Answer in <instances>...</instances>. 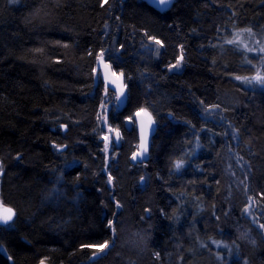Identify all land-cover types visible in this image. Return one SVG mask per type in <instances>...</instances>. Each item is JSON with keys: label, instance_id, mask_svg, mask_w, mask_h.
<instances>
[{"label": "trees", "instance_id": "16d2710c", "mask_svg": "<svg viewBox=\"0 0 264 264\" xmlns=\"http://www.w3.org/2000/svg\"><path fill=\"white\" fill-rule=\"evenodd\" d=\"M263 25L264 0H0V264H264V88L232 80L258 58L218 41ZM105 51L126 89L108 167Z\"/></svg>", "mask_w": 264, "mask_h": 264}, {"label": "rangeland", "instance_id": "374dc122", "mask_svg": "<svg viewBox=\"0 0 264 264\" xmlns=\"http://www.w3.org/2000/svg\"><path fill=\"white\" fill-rule=\"evenodd\" d=\"M246 30L247 29H241V30L228 32L223 37H220L218 41L219 44L221 45H226L237 51H242L247 54H252L254 56H257L258 58L257 68L253 75L241 77L242 79H236V77H234L232 79L233 82L241 83L247 86L255 85L257 87L264 88V83H261L255 79V77H257L258 75L260 77H264V52L259 51L261 47H264V25L261 28L251 30V34H249ZM233 40L235 41V43H228V41H233ZM248 49H252V51H249ZM108 55L109 54L106 53V51L103 52V63L100 62V54L97 56L95 78L101 81L104 92L103 101H102L103 104L100 106V110H99L101 123L103 128L105 129L104 136L101 138L103 142L102 152L105 155V157H111L112 160H114L116 158V154H113V150L116 146H118L121 143V141L119 137H117L116 140H113L114 130L112 132L108 130L106 126V115L110 110V105L111 108H113V110H116L124 104L126 100V89L123 83L122 75L115 73L111 68L106 69L104 67V64H108V62L106 61ZM112 73H115V75H112ZM105 77H107V79H105ZM243 78H247V79H243ZM109 96L111 98L108 99ZM108 101H110L109 103L111 102L113 103L109 104ZM141 114L145 116L147 122L149 123V115H145L144 113ZM149 124L153 128L155 127L152 117H151V123ZM105 136H109L110 138L108 142L109 146L107 152L105 151V140H104ZM1 174H2V170L0 169V176ZM254 207H255L254 202H251V200H249V204L245 209V215L246 216L250 215L249 213L253 211ZM105 249L106 248L101 249L100 246L96 247V250L99 251V254L103 253Z\"/></svg>", "mask_w": 264, "mask_h": 264}, {"label": "snow or ice", "instance_id": "6c2138e0", "mask_svg": "<svg viewBox=\"0 0 264 264\" xmlns=\"http://www.w3.org/2000/svg\"><path fill=\"white\" fill-rule=\"evenodd\" d=\"M153 2L155 3V0H153ZM104 3L107 4L108 3V0H104ZM171 3H172V0H160V4L165 5L166 8L169 7ZM157 6L159 7V5H157ZM246 31L249 34H251V29H247ZM152 39H154V38H152ZM155 43L156 44H160L161 42L159 40H156ZM228 43H235V41L234 40L233 41H228ZM245 47H247V46H245ZM248 50L249 51H252V49H248ZM259 51L264 52V47H261L259 49ZM100 62L103 63V52L100 53ZM179 64H180V61L178 60L177 61V64L174 65L173 67H178ZM104 67L106 69H110L111 68V65L110 64H104ZM112 75H115V73H112ZM105 79H107V77H105ZM236 79H242V78L241 77H236ZM243 79H247V78H243ZM255 79L258 80L261 83H264V77H260L258 75L257 77H255ZM141 113H144L145 115H149V123H151L150 114H148L146 112V110L141 109L135 115L136 116H140ZM109 131L112 132L113 129L109 128ZM116 136L119 137V132L118 131L116 132ZM109 139H110L109 136H105L104 137V140H105V151L106 152H107L108 146H109L108 145ZM146 151H147V147H146V145H143L142 146V151L140 153H134L133 154V159H136L137 155L143 156V153L146 152ZM180 166H181V163L178 162L177 163V168H179ZM109 179L111 180V177H109ZM141 179H143V177ZM13 215H14L13 210L11 208L4 207L3 203L0 202V221H3V223L7 224L8 221L12 220ZM109 226L111 227V221L109 222ZM261 227H264V225H261ZM100 247H101V249L108 247V242L105 241L104 245H101ZM41 264H43V261L41 262Z\"/></svg>", "mask_w": 264, "mask_h": 264}, {"label": "water", "instance_id": "95a60500", "mask_svg": "<svg viewBox=\"0 0 264 264\" xmlns=\"http://www.w3.org/2000/svg\"><path fill=\"white\" fill-rule=\"evenodd\" d=\"M143 1L149 7H151L152 9H154L156 11L168 10L171 7V4H172L171 3L170 6L166 8L165 5L160 4V0H155V3L153 2V0H143ZM172 2H173V0H172ZM157 5H159V7ZM133 122L135 123V131H136L137 140H138V152L137 153H140L142 151V146L143 145H146L147 151L143 153V156L137 155L136 159H133V157H132L130 162L131 163L145 162L147 160V158H148V153H149V149H150V145H151V140H152L153 135L155 133V128H153L147 122V120L145 119V117L143 115L134 116ZM126 125L128 126L129 124H126ZM13 219H14V215H13L12 220ZM12 220L8 221L7 224L11 223ZM7 224L3 223V221H0V226H5Z\"/></svg>", "mask_w": 264, "mask_h": 264}, {"label": "bare ground", "instance_id": "6f19581e", "mask_svg": "<svg viewBox=\"0 0 264 264\" xmlns=\"http://www.w3.org/2000/svg\"><path fill=\"white\" fill-rule=\"evenodd\" d=\"M96 68V67H95ZM96 76V75H95ZM111 103H113V102H111ZM111 103H109V104H111ZM125 103V102H124ZM124 105V104H123ZM123 105L120 107V108H118V109H116V110H120V109H122L123 108ZM140 111V110H139ZM139 111H137V112H139ZM136 112V113H137ZM136 113H134V115H133V117L131 118V119H127V120H125L124 121V124L126 125V124H129V125H131V126H134V128H135V123L133 122V119H134V116H136L135 114ZM141 115H143V114H141ZM144 116V115H143ZM145 117V116H144ZM146 119V118H145ZM107 118H106V126H107V128H108V130H109V128H111V129H113L114 130V136H113V140H116L117 139V136H116V132L118 131V130H116V128H114V127H112L111 125L109 126L108 125V122H107ZM99 124H100V129H101V131L103 132V136H104V133H105V129L103 128V126H102V123H101V117L99 118ZM155 128V127H154ZM119 132V131H118ZM136 132V131H135ZM137 135V134H136ZM102 136V137H103ZM103 143V142H102ZM117 147V146H116ZM102 151H103V149H102ZM138 152V140H137V144H136V149H135V151L133 152V154L134 153H137ZM133 154H132V156H131V159H132V157H133ZM101 158H102V162H103V165L105 166V167H108L109 166V163H110V157H105V155L103 154V152L101 153ZM136 163V162H135ZM0 169H1V164H0ZM104 170V169H103ZM5 206V205H4ZM5 207H8V206H5ZM8 208H11V207H8ZM12 209V208H11ZM13 210V209H12ZM14 212V211H13ZM14 216H15V214H14ZM105 250H107V247H106V249ZM100 254H99V252L98 253H96L95 254V256L97 257V256H99ZM44 263V262H43ZM45 264V263H44Z\"/></svg>", "mask_w": 264, "mask_h": 264}, {"label": "flooded vegetation", "instance_id": "af4514ba", "mask_svg": "<svg viewBox=\"0 0 264 264\" xmlns=\"http://www.w3.org/2000/svg\"><path fill=\"white\" fill-rule=\"evenodd\" d=\"M130 127H131V125H128V126L125 125V130H127V131L130 130ZM119 134H120V132H119Z\"/></svg>", "mask_w": 264, "mask_h": 264}]
</instances>
